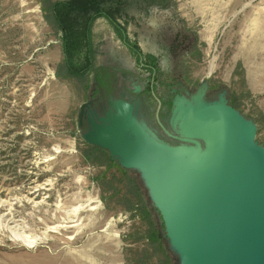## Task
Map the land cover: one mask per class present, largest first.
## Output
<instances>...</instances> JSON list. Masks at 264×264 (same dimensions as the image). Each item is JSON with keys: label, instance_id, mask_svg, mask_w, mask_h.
I'll list each match as a JSON object with an SVG mask.
<instances>
[{"label": "rangeland", "instance_id": "374dc122", "mask_svg": "<svg viewBox=\"0 0 264 264\" xmlns=\"http://www.w3.org/2000/svg\"><path fill=\"white\" fill-rule=\"evenodd\" d=\"M129 1L173 8L182 25L153 35L167 28L171 8L155 9V15L152 8L146 23L154 32L141 37L142 48L173 43V63L180 60L185 69L184 90L193 92L203 82L206 91L223 89L254 121L255 139L264 146V0ZM43 2L0 0V264H125V249L140 247L130 235L140 220L106 203L93 177L108 169L107 156L86 160L88 145L76 124L95 73L55 76L62 47L44 19ZM127 30L131 36L138 30L135 21ZM91 31L95 63L113 60L135 68L109 20L97 18ZM187 37L197 52H187ZM121 83L115 94L122 90L144 102L140 92L130 91L136 82ZM182 92L173 89L172 99ZM158 134L176 143L161 128Z\"/></svg>", "mask_w": 264, "mask_h": 264}, {"label": "water", "instance_id": "95a60500", "mask_svg": "<svg viewBox=\"0 0 264 264\" xmlns=\"http://www.w3.org/2000/svg\"><path fill=\"white\" fill-rule=\"evenodd\" d=\"M206 89L177 93L168 127L156 99L176 143L159 137L145 99L122 90L83 101L76 124L85 143L137 172L176 264H264V146L223 89L212 99Z\"/></svg>", "mask_w": 264, "mask_h": 264}, {"label": "trees", "instance_id": "16d2710c", "mask_svg": "<svg viewBox=\"0 0 264 264\" xmlns=\"http://www.w3.org/2000/svg\"><path fill=\"white\" fill-rule=\"evenodd\" d=\"M128 1L44 0L43 3H46L44 19L60 35L62 47L63 58L54 70L55 76L83 78L93 70L96 54L91 30L92 24L99 17L109 20L120 43L123 46H131L135 58L144 50L140 40L149 31L146 21L148 16L152 15V11L155 15L157 13L155 9L162 10L169 7L171 12L166 10L169 20H167L168 28H172L174 23L182 25V21L176 14H173V8L165 2H158L155 6L149 7L147 2ZM149 11H151L150 14ZM133 21L137 24L138 30L131 36L128 33L127 24ZM190 42L191 40L187 37L185 48L188 47L187 52L193 54L197 52V45ZM146 56L151 58L155 64V54L147 53ZM181 72L185 75L184 67ZM228 102L236 109L238 108L234 102ZM86 145H88L84 151L86 160L102 155L107 156L104 164L108 166V169L93 177L102 194H107L106 203L112 202L127 212L130 218L137 217L141 223V226L135 228L130 234L132 242L139 243L140 247L135 250L125 249V264H176L175 256L168 249L167 240L162 233L163 224L137 172L121 167L111 159L106 150L87 143Z\"/></svg>", "mask_w": 264, "mask_h": 264}, {"label": "flooded vegetation", "instance_id": "af4514ba", "mask_svg": "<svg viewBox=\"0 0 264 264\" xmlns=\"http://www.w3.org/2000/svg\"><path fill=\"white\" fill-rule=\"evenodd\" d=\"M165 25L167 28L162 27L153 35H158L159 32L161 33L164 31H166V35H168L173 29L168 28V24ZM148 26L149 31H151V33L154 32L149 24ZM114 33L116 34L115 30ZM173 46V43H170L163 45L162 49L148 51L142 50L140 54L138 53L137 58H135L132 49L130 48L131 46H123L131 53L132 58L137 62L134 69L130 65H125L124 63L121 64V62L113 60L94 63L91 73H95V77H92L90 86L88 87L87 99L95 98L98 95L99 97L97 101L101 100L109 94H115L117 91L116 87L119 86L121 82L122 85L131 86L132 81H134L141 85L140 93L148 102V106L152 108L148 112L150 123L153 124V127L157 128V131L160 130V126L155 118L157 106L156 99H159L160 101L158 116L160 121L164 123L165 116L170 109L173 89L177 88V90H179L181 88H188L186 77L181 72L183 67L180 66L179 63H173V55L174 58L176 57V54H173ZM147 53L155 54V64L151 58H147V56L145 57ZM109 60H111V56ZM100 68L104 73L98 72L99 74H97L95 71ZM125 78H128L130 81L124 83L123 81ZM194 90L195 89H193V91ZM207 93L208 97L212 99L216 97L217 89L211 90V88H208ZM97 101H94L95 106Z\"/></svg>", "mask_w": 264, "mask_h": 264}]
</instances>
